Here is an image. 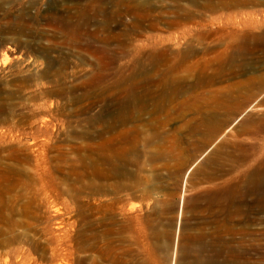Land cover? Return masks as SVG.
<instances>
[{
	"label": "rangeland",
	"instance_id": "rangeland-1",
	"mask_svg": "<svg viewBox=\"0 0 264 264\" xmlns=\"http://www.w3.org/2000/svg\"><path fill=\"white\" fill-rule=\"evenodd\" d=\"M254 171L264 0H0V264H264Z\"/></svg>",
	"mask_w": 264,
	"mask_h": 264
},
{
	"label": "bare ground",
	"instance_id": "bare-ground-1",
	"mask_svg": "<svg viewBox=\"0 0 264 264\" xmlns=\"http://www.w3.org/2000/svg\"><path fill=\"white\" fill-rule=\"evenodd\" d=\"M2 57V61L5 62V60L7 59V54L6 53H2L1 54ZM249 117H247L246 119H244L242 124H247L250 122ZM253 121V120H252ZM233 122H230L227 127L232 126ZM251 159V153L248 152L246 149H244V156H241V158L237 159V163L241 162L242 164H244L245 162L249 161ZM211 159H207L205 160L203 163L201 162L198 166V168L196 169V172L202 168H206L207 166V161H209ZM239 164V163H238ZM249 187V193L251 195L256 196V200L258 202L264 203V198H259L257 196H263L264 195V177L260 176V173L258 171H254V172H249L246 173L244 178L242 179ZM139 184L140 183H145V180H140L138 181ZM221 190L217 191V192H206V199L204 200L207 204V207L212 208L213 206L215 207H222V202L224 199H226L227 197L233 196V197H239L241 194V188L240 185H236L234 187L231 188H225V183H222L220 185ZM252 202L256 203V200L251 199ZM134 226L132 224H130L129 221H125L123 223V225L120 227L119 231H120V235H121V240L123 242V245L125 247L124 252H129L130 247L132 246L134 240H133V233H134ZM116 232V231H115ZM110 233V230H107L106 234Z\"/></svg>",
	"mask_w": 264,
	"mask_h": 264
}]
</instances>
